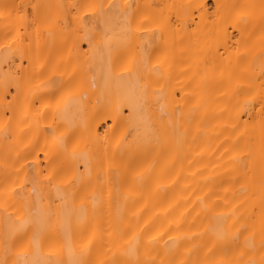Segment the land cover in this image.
<instances>
[{"label": "bare ground", "instance_id": "1", "mask_svg": "<svg viewBox=\"0 0 264 264\" xmlns=\"http://www.w3.org/2000/svg\"><path fill=\"white\" fill-rule=\"evenodd\" d=\"M17 2L70 4L73 0ZM96 2L107 4L109 0ZM115 2L123 3L124 0ZM129 3L134 7L137 3L174 5L173 19L176 12L181 15L185 12L182 5H203L187 9V30L180 28L167 34L172 66L169 79L163 81L166 110L178 105L188 118H182L177 128L175 123L168 127V117H165L164 133L159 125L153 127L142 113H133L129 118L128 103L138 99L139 85L129 77L106 82L99 65L86 70L81 55L88 47L86 41L76 50L71 40L65 42L60 32L51 37L42 34L38 46L33 38L32 63L27 55L23 60L19 54L9 58L14 59L13 70L16 65L23 66L21 77L33 76V85L43 83L40 92L25 100L27 89L21 79L20 99L6 109L12 93L16 92V84L12 83L5 94L0 83V160L6 152L10 156L17 152L21 157L26 156L31 148L25 145L37 135L43 142L44 133L39 129L46 127L51 112H48V119L40 120L37 125L34 115L20 123L24 111L35 114L42 101L50 100L53 107L59 103L62 115L87 122V134L101 146L107 142L110 152L111 145L122 140L123 154L117 153V163L123 183L119 195L113 193L111 208L105 204L94 221L93 258L120 259L116 230L123 224L117 218L118 205L124 223L140 231L145 243L147 237L156 232H167L165 239L181 234L178 259L202 257L206 248L214 244L219 253L220 243L216 241L214 222L210 219L212 212L228 215L229 221L239 217L241 222H247L250 214L258 216L260 213L259 191L253 193L251 188L241 191L240 184L234 183L232 176L244 170L240 156L247 151L249 139L256 137L258 143V124L255 132L252 128L260 119L258 111L264 103L262 0H129ZM67 19L71 21V14ZM225 22L226 37L219 31ZM4 56L0 49V62ZM2 79L0 74V81ZM156 87L158 89V85ZM155 110L158 112L159 105H155ZM10 116L13 119L6 132ZM245 121H249L247 126ZM237 122L239 127L234 129ZM129 123L138 127L125 131ZM124 136L127 139H123ZM19 163L23 164L24 160ZM27 163L31 172L33 157L28 156ZM44 165L43 153H40L39 167ZM92 207L89 190L84 195V208L91 213ZM109 232L113 233L112 237L108 236ZM88 235H92L91 227L84 238ZM190 236L194 238L189 239ZM60 243L62 241H53V247ZM188 248L193 251L185 255Z\"/></svg>", "mask_w": 264, "mask_h": 264}, {"label": "snow or ice", "instance_id": "2", "mask_svg": "<svg viewBox=\"0 0 264 264\" xmlns=\"http://www.w3.org/2000/svg\"><path fill=\"white\" fill-rule=\"evenodd\" d=\"M180 7L185 12L183 15L176 12L173 19L174 5L137 3L134 7L129 0L123 3L109 0L107 4L96 0H73L70 4L0 0V38L3 41L0 49L5 54L0 62L3 76L0 83L5 94L12 83L16 84V92L12 93V100L5 108L10 109L19 101L21 79L27 89L25 100L37 95L44 86L42 82L33 85V76L21 77L23 66L16 65L13 70L14 59L9 58L19 54L23 60L27 55L32 63L33 38L38 46L42 34L51 37L60 32L65 42L71 40L76 50L81 42H87L88 47L81 53L86 70L99 65L106 82L129 77L139 85L138 99L128 103L129 118L133 113H142L153 127L159 125L164 133V118L168 117V127L175 123L178 128L180 120L188 117L180 112L178 105L166 110L163 81L169 79L172 66L167 34L180 28L187 30V9L202 8L203 5ZM260 8L264 16V0ZM219 31L227 36L226 22ZM219 38L218 35V41ZM237 58H240L239 50ZM155 105H159L158 112ZM49 111L50 121L39 129L44 133L43 142L37 135L25 145L31 148L26 156L21 157L18 152L10 156L6 152L0 160V264H264V103L258 111L260 119L252 128L255 132L258 124V143L256 137L249 139L247 151L240 156L244 170L242 173L236 171L232 176V181L240 184L241 191L249 188L253 193L259 191L260 213L258 216L250 214L247 222H241L239 217L229 221L228 215L212 212L210 219L214 222L213 233L220 243V251L216 253L214 244L206 248L202 257L192 260L177 258L183 239L181 234L165 239L167 232H156L148 236L145 243L140 231L124 223L119 205L117 218L123 224L116 230L120 259L93 258L94 221L105 204L111 208L113 193L115 191L118 196L123 183L117 163V153L123 154L122 140L111 145L110 152L107 142L101 146L87 134V122L67 118L61 114L60 104L53 107L50 100L42 101L35 114L24 111L20 123L34 115L38 125L40 120L48 119ZM13 116L6 122V132ZM244 123L247 126L249 121ZM136 127L138 125L129 123L125 131ZM238 127L237 122L233 128ZM24 131L22 128L21 132ZM40 153L45 161L43 168L39 167ZM28 156L33 157L31 172ZM20 160L24 163L20 164ZM89 190L93 205L91 213L84 208V195ZM90 227L92 235L85 239ZM112 235V232L108 233L109 237ZM56 240L62 243L53 247ZM192 251L185 249L184 254L190 255Z\"/></svg>", "mask_w": 264, "mask_h": 264}]
</instances>
